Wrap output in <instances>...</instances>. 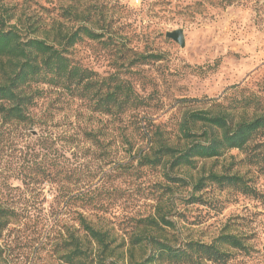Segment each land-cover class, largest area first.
<instances>
[{
  "label": "rangeland",
  "instance_id": "374dc122",
  "mask_svg": "<svg viewBox=\"0 0 264 264\" xmlns=\"http://www.w3.org/2000/svg\"><path fill=\"white\" fill-rule=\"evenodd\" d=\"M71 8L88 22L73 21ZM0 15L40 39L54 26H103L109 40L84 39L73 58L102 77L119 74L145 102L114 123L40 87L33 118L43 123L0 119V205L17 212L0 230V264H70L75 249L84 264H99L82 217L114 241L105 264L142 261L152 239L216 244L228 254L222 263L162 264H264V171L249 149L178 168L146 161L155 158V138L183 150L191 142L185 125L202 134L207 127L193 128V113L223 115L233 126L264 115V0H0ZM178 29L184 48L167 38ZM89 132L99 143L85 139ZM211 174L243 177L256 195ZM225 236L246 249L224 245Z\"/></svg>",
  "mask_w": 264,
  "mask_h": 264
},
{
  "label": "trees",
  "instance_id": "16d2710c",
  "mask_svg": "<svg viewBox=\"0 0 264 264\" xmlns=\"http://www.w3.org/2000/svg\"><path fill=\"white\" fill-rule=\"evenodd\" d=\"M66 13L73 21L88 22V18L77 14L72 8L66 10ZM8 19L0 15V119L3 124L16 123L27 127L43 123L40 122L43 117L40 121L33 118L38 99L44 94V89L41 90L40 87L56 92L62 103L79 102L88 112L107 117L114 123L129 112L145 107L143 98L131 84L121 80L119 74L102 77L73 58L72 50L84 39L98 42L109 40L108 32L103 26L99 28L102 32L97 30V27L95 30L84 25L67 31L54 26L45 32L46 38L40 39L23 35L18 23L10 24L12 18L10 21ZM151 57L158 59L155 55ZM190 119L193 128L198 123H203L207 128L202 134H196L188 124L185 125L182 129L183 135L191 142L183 150L167 147L162 138H155L154 141L158 144L155 158L146 161L160 165L162 160L168 159L174 168H178L193 166L198 160L218 158L228 150L249 149L252 161L264 171V151H259L260 147H264V141L259 143L264 139V115L234 126L226 116H212L206 112L193 113ZM158 133L160 132L158 131L157 135ZM85 139L99 143L97 135L93 132L86 133ZM253 144L255 146H252ZM62 169L60 168V171ZM60 171L58 170V174ZM71 173L73 174L74 170ZM208 180L220 185L238 187L247 195H256L243 177L237 175L211 174ZM202 184L203 181H199V189ZM16 218L15 210L0 205V230H4L10 221ZM79 221L85 234L101 249L99 264H105L115 252L110 233L97 229L86 218L82 217ZM150 221L146 220L147 223ZM151 222L157 225V222ZM151 241L150 255L135 264L177 263L187 258L193 260L194 257L200 263L203 260L222 263L228 258V254L216 244L189 243L186 248H175L159 239ZM219 241L234 249H246L243 242L235 236H225ZM81 252L75 249L67 257V262L84 264L82 256L78 255Z\"/></svg>",
  "mask_w": 264,
  "mask_h": 264
},
{
  "label": "water",
  "instance_id": "95a60500",
  "mask_svg": "<svg viewBox=\"0 0 264 264\" xmlns=\"http://www.w3.org/2000/svg\"><path fill=\"white\" fill-rule=\"evenodd\" d=\"M167 38L173 40L177 44H179L182 48L185 47L186 41H185V35L183 29L174 30L172 32L167 33Z\"/></svg>",
  "mask_w": 264,
  "mask_h": 264
}]
</instances>
